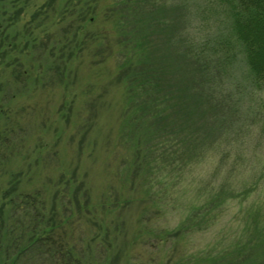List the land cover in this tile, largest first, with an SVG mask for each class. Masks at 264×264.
I'll use <instances>...</instances> for the list:
<instances>
[{"label":"rangeland","instance_id":"rangeland-1","mask_svg":"<svg viewBox=\"0 0 264 264\" xmlns=\"http://www.w3.org/2000/svg\"><path fill=\"white\" fill-rule=\"evenodd\" d=\"M216 6L0 0V263H62L24 242L36 211L26 195L69 214L78 264H238L263 254L264 91L224 53L230 25ZM146 47L147 85L136 89L170 97L189 130L209 137L185 168L177 134L169 161L158 153L150 165L120 132L123 109L136 104L121 58Z\"/></svg>","mask_w":264,"mask_h":264},{"label":"trees","instance_id":"trees-1","mask_svg":"<svg viewBox=\"0 0 264 264\" xmlns=\"http://www.w3.org/2000/svg\"><path fill=\"white\" fill-rule=\"evenodd\" d=\"M211 1L215 6L218 5L220 7V9L217 8L219 13L229 21L230 34L229 39L224 42V53L229 59L236 60V58H238L244 62L248 72L247 80L252 90L256 92L264 91V0ZM146 49L147 47L145 49L143 48L141 53L142 56L140 55L141 58L139 60L137 59L140 56L136 59H132V56L138 55L137 50H133V53L131 51L130 56L126 54L122 55L121 58V74L129 76L134 75V78L130 79L132 81L131 84L126 86V92L129 94V98L131 99L130 102H136V104L133 105L135 109H131L132 105L126 106L123 109L121 117L124 125L120 132L121 135L128 136L132 141V148L136 155V161L139 163L138 160L148 159L151 162L150 165L152 161H156L154 159V154L158 155V153L163 157V163L169 161L170 149L172 147V142H169L172 141L170 137L177 134V139L181 138L180 145H182V147L179 145L180 148H182L180 152L182 155L179 156V159H181L182 168H185L187 161H189L185 159V157L194 156V154L197 153L198 147H200V149L203 147L202 139L204 138V141H206L209 137L207 133L197 134L196 137V134H194L195 132L189 130L185 124L182 111H180L182 107L180 105L176 106L170 97L165 98L164 96L163 101L161 99L158 101L155 94H149L145 90L147 88L136 89L141 81L147 85L145 79L140 75L143 69L142 65L145 66V57L149 59V53ZM136 61H138V63ZM147 73V68H145V76L149 78ZM152 81L153 84L157 86L155 81ZM150 87L153 86L150 84ZM146 95L147 97H144ZM219 100L220 98L217 99V102H219ZM152 108L154 109L152 110ZM145 115L150 121L148 129L141 126ZM185 115L188 116V113ZM128 126H131L134 131L127 130ZM181 134L183 135L182 137L179 136ZM145 135L146 137L143 138ZM209 136L211 138L212 134L210 133ZM131 141L129 142L131 143ZM192 143L194 145H192ZM75 197V201L77 205H79L80 202L77 192L75 193ZM23 201L28 204L27 208L31 205L36 209L34 213H31L29 210L30 215L32 214L30 220L31 225L26 238L27 240L24 239V242H28L30 247H48L47 249L50 250V255L57 261L62 260L61 264H78L79 260L73 257L72 248L66 237V220L69 219V214L55 208L49 209L51 210V214H48L45 211V207L40 208L37 206L38 203L45 204V201L42 202L37 196L26 195ZM1 213H4V207L2 206H0V214ZM1 218L2 216H0V220ZM180 232H182V229L178 232L174 231L176 235ZM262 246H264V240L259 244L264 254V247ZM251 252L253 251L247 252L243 259L238 261V264L242 260L241 264H244L245 259H247L245 260V264H264L263 254L259 255L257 258L254 257V254ZM236 262L231 263L237 264ZM0 264H10V262L7 259H2Z\"/></svg>","mask_w":264,"mask_h":264}]
</instances>
